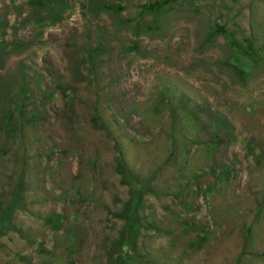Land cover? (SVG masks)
<instances>
[{"label":"rangeland","instance_id":"1","mask_svg":"<svg viewBox=\"0 0 264 264\" xmlns=\"http://www.w3.org/2000/svg\"><path fill=\"white\" fill-rule=\"evenodd\" d=\"M70 1L0 0V264H264V0Z\"/></svg>","mask_w":264,"mask_h":264},{"label":"trees","instance_id":"2","mask_svg":"<svg viewBox=\"0 0 264 264\" xmlns=\"http://www.w3.org/2000/svg\"><path fill=\"white\" fill-rule=\"evenodd\" d=\"M28 2L31 4V6L34 9L45 8L47 10V16L44 19L49 24H54V23L60 21L63 17L64 10L66 8L70 9L72 7V3L70 0H28ZM113 3L106 4V7H111L113 5ZM103 4H105V3H103ZM116 4L120 5V6L121 5L124 6L123 4H121L120 0H118V3H116ZM145 4H146V2L142 3L141 5L146 6ZM35 15H36V21L42 17V16H38L37 14H35ZM90 45H91L90 43L85 42L83 44V46H81V50H83V51L89 50ZM131 179L135 180V177L131 176ZM14 197L16 199V196H14ZM21 197H22V195H21ZM139 197H140V194H138V198Z\"/></svg>","mask_w":264,"mask_h":264}]
</instances>
